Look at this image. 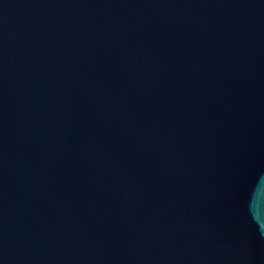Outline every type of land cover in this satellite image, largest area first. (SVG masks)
<instances>
[{"label": "water", "instance_id": "1", "mask_svg": "<svg viewBox=\"0 0 264 264\" xmlns=\"http://www.w3.org/2000/svg\"><path fill=\"white\" fill-rule=\"evenodd\" d=\"M0 264H264V0H0Z\"/></svg>", "mask_w": 264, "mask_h": 264}]
</instances>
